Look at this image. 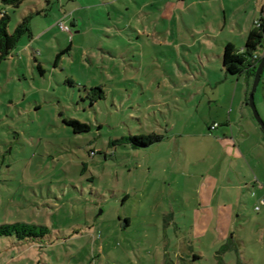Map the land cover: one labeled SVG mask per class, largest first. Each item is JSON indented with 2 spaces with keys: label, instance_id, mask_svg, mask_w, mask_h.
<instances>
[{
  "label": "rangeland",
  "instance_id": "1",
  "mask_svg": "<svg viewBox=\"0 0 264 264\" xmlns=\"http://www.w3.org/2000/svg\"><path fill=\"white\" fill-rule=\"evenodd\" d=\"M247 4L257 5L260 15L264 0L231 4L233 19L252 25L259 15L245 10ZM6 9L10 33L32 15L33 37L24 36L0 63V225L26 222L51 232L26 241L0 237V264L176 261L174 246L181 241L164 219L171 214L177 224H190L197 208L191 198L206 185L195 173L209 175L210 147L220 151L198 132L208 130L206 121L213 129L219 125L214 121L228 113L237 85L232 118L240 124L244 78L226 74L221 61L210 73L198 52L187 63L132 29L130 37H116L117 25L129 19L125 1L24 0ZM99 86L105 97L92 103L87 89ZM65 119L91 129L77 134ZM148 134L163 140L140 149L124 142ZM259 204L247 193L249 233H264ZM255 240L248 235L241 250L248 264H264V245Z\"/></svg>",
  "mask_w": 264,
  "mask_h": 264
},
{
  "label": "crops",
  "instance_id": "2",
  "mask_svg": "<svg viewBox=\"0 0 264 264\" xmlns=\"http://www.w3.org/2000/svg\"><path fill=\"white\" fill-rule=\"evenodd\" d=\"M124 1L127 3L129 19L125 22L126 25H117L114 31L116 37H130L128 30L132 29L140 39L144 37L154 44L171 47L187 63L191 61V55L198 52L199 59L210 65L205 66L210 73L215 67L211 64L216 62L215 65L219 66V61L223 63V54L228 44L243 53L249 33L255 28V22L264 20V5L261 6L259 15L260 9L257 5L250 7L248 4L245 10L251 8L253 17L259 15V18L252 25L240 24L234 20L236 10L232 9L231 4L236 0H119ZM110 4L115 6L114 2ZM108 29L113 28L111 26ZM198 44L202 47L200 51L193 49ZM258 56L264 57L263 50ZM243 78L244 88L239 94L242 116L240 124L235 125L236 121L232 118L239 88L237 85L231 106L230 97L227 98V104H224L227 110L230 106L228 113L222 120L214 121L219 122V125L213 129L211 123L206 121L208 130L198 132L205 133L206 137L210 136L212 142L215 140L220 151L217 154L215 148L210 147L209 175L195 173L202 177V183L206 180V185L202 184L198 189L199 197L191 198L192 204L197 208L192 214L190 224H177L175 216L171 214L164 219L165 229L173 227L176 237L181 241H176L174 246L176 261L169 257L168 261L165 259V264H248L241 250L242 245L248 242V235L254 236L258 245H264L263 229L252 231L251 235L247 230V223L250 221L243 205L249 193L260 200L255 210L262 211L264 207V131L247 110L252 78L243 73L239 75L238 81L241 82ZM255 101L264 119V69L255 92ZM210 110L213 112L212 105ZM222 125L227 126L218 131L217 135L213 134ZM126 219H129L130 226V218ZM168 237L166 235L167 240ZM170 245L173 246L169 244V248Z\"/></svg>",
  "mask_w": 264,
  "mask_h": 264
},
{
  "label": "trees",
  "instance_id": "3",
  "mask_svg": "<svg viewBox=\"0 0 264 264\" xmlns=\"http://www.w3.org/2000/svg\"><path fill=\"white\" fill-rule=\"evenodd\" d=\"M24 0H0V63L6 60L11 52L18 46L24 36L33 37L32 33V15L25 16L16 26L13 33L8 31L11 17L6 7L19 8ZM261 26L256 27L249 33L245 51L239 53L232 45L228 44L223 54V66L226 72L233 76H239L247 73L252 79L257 70V66L263 57L256 53L261 50L264 45V20ZM62 23V22H61ZM61 27V26H60ZM63 53H60L62 55ZM43 72V70H41ZM87 89V88H86ZM88 97L92 103L104 99V87L89 88ZM64 122L70 126L75 133L88 132L91 126L77 119H65ZM163 136L158 134H148L140 136H130L125 138V143H130L135 149L146 148L154 143L162 141ZM129 225V219L125 220V227ZM51 229L46 225H36L26 222H17L13 224L0 225V237H14L19 241L34 240L46 237Z\"/></svg>",
  "mask_w": 264,
  "mask_h": 264
},
{
  "label": "water",
  "instance_id": "4",
  "mask_svg": "<svg viewBox=\"0 0 264 264\" xmlns=\"http://www.w3.org/2000/svg\"><path fill=\"white\" fill-rule=\"evenodd\" d=\"M263 69H264V57L261 59V61L259 62L258 66H257V70H256V73L254 75L253 83H252L251 90H250L249 97H248V104H249V107L251 108V110L253 112V115H254L256 122L259 124L261 129L264 131V119L260 115L259 110H258L257 105H256V101H255V92H256L257 87L260 83L261 76L263 73Z\"/></svg>",
  "mask_w": 264,
  "mask_h": 264
},
{
  "label": "built area",
  "instance_id": "5",
  "mask_svg": "<svg viewBox=\"0 0 264 264\" xmlns=\"http://www.w3.org/2000/svg\"><path fill=\"white\" fill-rule=\"evenodd\" d=\"M60 26H61V28H64V29L67 28V27H65V25H64L63 23H60ZM255 26H256V27H260V26H261V21H260V20H257V21L255 22ZM261 50H263V52H264V45H263V48H262ZM217 126H218V124H215L214 127H217ZM262 203H264V200H262ZM257 209H259V207H258Z\"/></svg>",
  "mask_w": 264,
  "mask_h": 264
}]
</instances>
